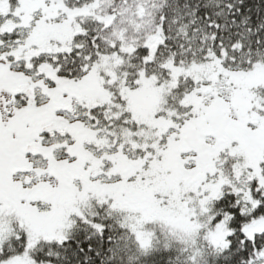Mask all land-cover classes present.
<instances>
[{
  "label": "snow or ice",
  "instance_id": "1",
  "mask_svg": "<svg viewBox=\"0 0 264 264\" xmlns=\"http://www.w3.org/2000/svg\"><path fill=\"white\" fill-rule=\"evenodd\" d=\"M0 264H264V0H0Z\"/></svg>",
  "mask_w": 264,
  "mask_h": 264
}]
</instances>
